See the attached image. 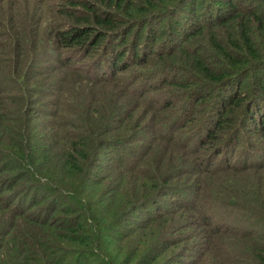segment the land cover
Listing matches in <instances>:
<instances>
[{
	"label": "trees",
	"instance_id": "1",
	"mask_svg": "<svg viewBox=\"0 0 264 264\" xmlns=\"http://www.w3.org/2000/svg\"><path fill=\"white\" fill-rule=\"evenodd\" d=\"M210 263L264 264V0H0V264Z\"/></svg>",
	"mask_w": 264,
	"mask_h": 264
},
{
	"label": "rangeland",
	"instance_id": "2",
	"mask_svg": "<svg viewBox=\"0 0 264 264\" xmlns=\"http://www.w3.org/2000/svg\"><path fill=\"white\" fill-rule=\"evenodd\" d=\"M38 108H41V105H39V106H37ZM229 245H231V246H234L235 247V249H237V248H239L238 246H236V245H234V244H229ZM210 264H212V263H210Z\"/></svg>",
	"mask_w": 264,
	"mask_h": 264
}]
</instances>
